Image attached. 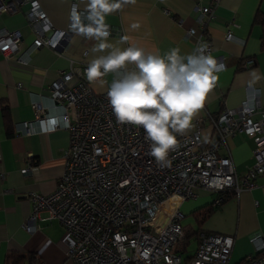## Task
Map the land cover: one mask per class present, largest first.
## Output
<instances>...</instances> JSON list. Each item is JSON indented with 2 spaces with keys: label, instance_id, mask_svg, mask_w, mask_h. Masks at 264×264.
Masks as SVG:
<instances>
[{
  "label": "crops",
  "instance_id": "crops-1",
  "mask_svg": "<svg viewBox=\"0 0 264 264\" xmlns=\"http://www.w3.org/2000/svg\"><path fill=\"white\" fill-rule=\"evenodd\" d=\"M38 1L57 30L67 29L73 4L81 11L85 8V0ZM202 7L211 9L210 14L203 15V28L197 22V9ZM257 16L264 19V0H136L107 16L106 23L111 28L109 42L120 48L133 43L147 51L158 49L163 55L179 47L181 55H187L193 52L196 41L187 37L186 30L193 28L200 43H211L213 56L224 57L217 85L194 118V127L186 133L200 127L201 137L206 140L212 135L211 118L238 107L245 98L246 86L259 87L264 103V22ZM0 30H15L21 35L18 53L9 58L0 53V264H7L9 254L22 257L21 264H69L62 242L64 227L56 219L37 220L33 233L24 229L32 210L29 194L48 195L54 191L63 171L62 152L69 145L68 133L62 128L50 130L36 120L33 106L39 104L48 119L59 117L61 109L50 93L52 82L61 71H81L95 56L107 53H92L96 41L74 33H67L62 53L49 47L29 51L35 35L22 11L1 13ZM227 32L234 40L225 39ZM123 37L129 40L121 42ZM20 54L27 58V64L15 59ZM245 60L253 64L242 68ZM131 67L134 65H128V69ZM253 70L261 77L258 81L253 80ZM114 79L109 73L103 77V84L97 81L88 85L95 93H103ZM4 107L7 111L3 114ZM24 122L27 134L19 130ZM253 148L251 136L235 133L227 138L226 147L218 155L229 153L236 173L242 175L254 162ZM29 163L34 171L23 174ZM216 198L218 193L200 189L195 199L177 202L186 237L178 245L181 264H188L192 258L197 232L234 238L228 264H248V257L253 256L249 239L264 234V174L257 177L251 189L232 194L217 207L213 203ZM172 202L174 199L168 204ZM189 215L192 218H186ZM191 238L196 246L187 251Z\"/></svg>",
  "mask_w": 264,
  "mask_h": 264
},
{
  "label": "built area",
  "instance_id": "built-area-1",
  "mask_svg": "<svg viewBox=\"0 0 264 264\" xmlns=\"http://www.w3.org/2000/svg\"><path fill=\"white\" fill-rule=\"evenodd\" d=\"M18 11L23 12L35 35L29 51L49 47L62 53L66 35L72 33L70 20L66 30H57L38 0H0V14ZM197 12V22L203 28V15L210 14L211 9L202 7ZM193 32L189 28L186 35L196 41L195 50L200 42ZM225 39L234 37L227 32ZM20 41L19 31L0 30V53L6 58L18 53ZM206 43L211 53L212 45ZM25 56L20 54L15 59L27 64ZM215 58L225 66L223 56ZM252 64V60H245L241 67ZM86 68L61 71L52 82L50 93L61 109L59 117L48 119L39 104L33 106L36 120L50 130L62 128L68 133L69 145L62 152L63 171L54 191L29 194L32 210L24 229L33 233L37 220L56 219L64 227L62 242L69 264H181L178 245L185 233L177 202L195 199L200 189L239 194L251 189L257 177L264 174L261 90L246 86L245 98L238 107L211 118L212 135L208 139H202L200 127L177 135L179 146L169 153L170 163L158 166L149 155L150 142L143 128L117 122L108 91H92L84 75ZM112 74L119 78L120 73ZM19 127L28 133L27 123ZM235 133H245L254 141V162L242 175L236 173L229 153L218 155ZM34 169L29 163L22 172ZM172 198L174 202L168 204ZM220 202L218 197L213 203ZM197 239L188 264H228L234 246L232 236L199 233ZM249 241L253 256L248 257V264H264V234H256Z\"/></svg>",
  "mask_w": 264,
  "mask_h": 264
},
{
  "label": "clouds",
  "instance_id": "clouds-1",
  "mask_svg": "<svg viewBox=\"0 0 264 264\" xmlns=\"http://www.w3.org/2000/svg\"><path fill=\"white\" fill-rule=\"evenodd\" d=\"M135 2L85 0L83 11L73 4L69 30L96 41L92 53H107L88 63L84 72L87 81L103 84L107 74L120 73L107 92L113 114L121 125L143 128L150 142L149 155L158 166H166L169 153L179 146L177 135L183 136L194 127L193 120L216 87L217 73L223 66L208 51L206 42L198 43L187 55H181L179 47L161 55L158 49L147 51L133 43L126 48L110 43L106 17ZM128 40L123 37L121 42ZM128 65L134 69L127 70ZM251 75L254 81L261 79L256 70Z\"/></svg>",
  "mask_w": 264,
  "mask_h": 264
},
{
  "label": "trees",
  "instance_id": "trees-1",
  "mask_svg": "<svg viewBox=\"0 0 264 264\" xmlns=\"http://www.w3.org/2000/svg\"><path fill=\"white\" fill-rule=\"evenodd\" d=\"M256 18H260V17H256ZM261 19V18H260ZM262 20V22H264V19H261ZM7 111V108H2V112H3V114L5 113ZM232 194H234L233 192H219L218 193V197H220L221 198V202H220V204L223 202V201H225V200H227L228 198H230L231 197V195ZM219 204V205H220ZM219 205H216L215 207H217V206H219ZM196 235H198V232H197V234ZM186 238V237H185ZM197 238V237H196ZM180 250H181V248H180ZM21 258L22 257H20V256H16V255H14V254H9V256L7 257V264H21L22 263V261L20 262V260H21Z\"/></svg>",
  "mask_w": 264,
  "mask_h": 264
},
{
  "label": "rangeland",
  "instance_id": "rangeland-1",
  "mask_svg": "<svg viewBox=\"0 0 264 264\" xmlns=\"http://www.w3.org/2000/svg\"><path fill=\"white\" fill-rule=\"evenodd\" d=\"M189 217L192 218V216H190V215L188 217H186V218H189ZM180 244H183V242L180 243ZM195 246H196V242H195L194 239L191 238L190 241H189V244H187V247H186L187 251H190V250L194 249Z\"/></svg>",
  "mask_w": 264,
  "mask_h": 264
},
{
  "label": "bare ground",
  "instance_id": "bare-ground-1",
  "mask_svg": "<svg viewBox=\"0 0 264 264\" xmlns=\"http://www.w3.org/2000/svg\"><path fill=\"white\" fill-rule=\"evenodd\" d=\"M173 199H174V198L170 199L169 201H171V200H173ZM169 201H168V202H169Z\"/></svg>",
  "mask_w": 264,
  "mask_h": 264
}]
</instances>
